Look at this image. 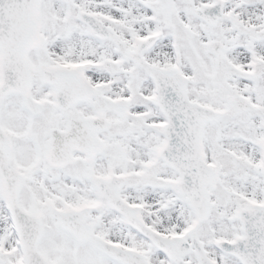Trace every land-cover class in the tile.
<instances>
[{
  "label": "snow or ice",
  "instance_id": "snow-or-ice-1",
  "mask_svg": "<svg viewBox=\"0 0 264 264\" xmlns=\"http://www.w3.org/2000/svg\"><path fill=\"white\" fill-rule=\"evenodd\" d=\"M0 264H264V0H0Z\"/></svg>",
  "mask_w": 264,
  "mask_h": 264
}]
</instances>
